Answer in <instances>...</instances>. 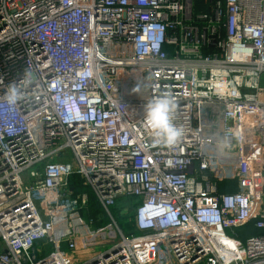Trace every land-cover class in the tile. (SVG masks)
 <instances>
[{
	"label": "built area",
	"instance_id": "1",
	"mask_svg": "<svg viewBox=\"0 0 264 264\" xmlns=\"http://www.w3.org/2000/svg\"><path fill=\"white\" fill-rule=\"evenodd\" d=\"M164 92L184 131L170 148L143 120ZM73 177L113 220L109 249L80 245ZM121 197L138 234L112 215ZM250 225L264 229V0H0V264H264V235L227 233Z\"/></svg>",
	"mask_w": 264,
	"mask_h": 264
},
{
	"label": "rangeland",
	"instance_id": "2",
	"mask_svg": "<svg viewBox=\"0 0 264 264\" xmlns=\"http://www.w3.org/2000/svg\"><path fill=\"white\" fill-rule=\"evenodd\" d=\"M83 186V185H82ZM82 193L88 194V202L87 205L80 211L77 222V232L81 235L82 239L80 245L85 247L87 245L96 244L93 248V252H97L100 250H106L113 246L112 241L113 237L118 238V231H116L114 227L113 220L107 215V221L104 223L98 222L94 218V211L97 205H100L99 200H97L95 194L89 187H84ZM119 202L117 212L112 211V215L117 219L118 223L125 229L123 222L125 221V217H131L134 214L135 203L130 200L131 198L127 197L122 198ZM97 212V211H96ZM87 215V216H86ZM91 215V216H90ZM100 223V224H99ZM133 224V222H132ZM87 227L88 231L84 229ZM247 227L243 228H231L227 231L229 235L236 236L240 239H246V237L251 235H264V229L258 230L254 229L251 232L246 230ZM123 229V231H124ZM128 235V234H127ZM130 235V234H129ZM91 237V238H89ZM100 241V242H99ZM106 243V244H105ZM105 244V245H102ZM99 245V246H98Z\"/></svg>",
	"mask_w": 264,
	"mask_h": 264
},
{
	"label": "clouds",
	"instance_id": "3",
	"mask_svg": "<svg viewBox=\"0 0 264 264\" xmlns=\"http://www.w3.org/2000/svg\"><path fill=\"white\" fill-rule=\"evenodd\" d=\"M22 97L19 85L13 82L6 93L5 99L10 105H15ZM177 108L175 96L164 92L144 105V125L152 132V144L156 147L170 148L183 136V128L173 122V114ZM225 143L223 147H229Z\"/></svg>",
	"mask_w": 264,
	"mask_h": 264
},
{
	"label": "trees",
	"instance_id": "4",
	"mask_svg": "<svg viewBox=\"0 0 264 264\" xmlns=\"http://www.w3.org/2000/svg\"><path fill=\"white\" fill-rule=\"evenodd\" d=\"M72 187L76 190V192H79V191H83V188H84V186H82V183L80 182V180H79V178H76V177H73L72 178ZM121 200H123L122 198H120V199H118V201H117V204H116V206L112 209V211L113 212H115V213H118L117 212V210H118V208H116L118 205H119V202L121 201ZM131 201L133 200L132 198L130 199ZM95 210L97 211H94V218L98 221V222H102V223H104L105 221H107V218H106V216H105V212H104V210L101 208V206L100 205H97L96 206V208H95ZM87 216V215H86ZM91 216V215H90ZM100 224V223H99ZM123 225H124V227H125V229H124V232L125 233H127L128 235L130 234V235H132V234H138V232L137 231H135L134 230V225L132 224V222H130L129 220H128V218L127 217H125V221L123 222ZM255 228H254V226H252V225H250V226H248L247 228H246V230L248 231V232H251V231H253Z\"/></svg>",
	"mask_w": 264,
	"mask_h": 264
},
{
	"label": "crops",
	"instance_id": "5",
	"mask_svg": "<svg viewBox=\"0 0 264 264\" xmlns=\"http://www.w3.org/2000/svg\"><path fill=\"white\" fill-rule=\"evenodd\" d=\"M79 192H82V191H79ZM121 198H126L127 199V197H121ZM120 199V198H119ZM133 199V201H134V203H135V205L137 204V202H136V200L134 199V198H132ZM101 208H102V206H101ZM103 209V208H102Z\"/></svg>",
	"mask_w": 264,
	"mask_h": 264
}]
</instances>
